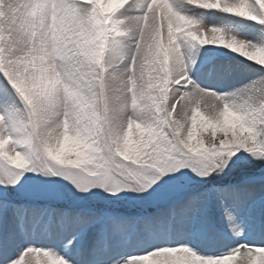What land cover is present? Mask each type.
Returning a JSON list of instances; mask_svg holds the SVG:
<instances>
[{
	"label": "snow or ice",
	"instance_id": "obj_1",
	"mask_svg": "<svg viewBox=\"0 0 264 264\" xmlns=\"http://www.w3.org/2000/svg\"><path fill=\"white\" fill-rule=\"evenodd\" d=\"M0 264H264V0H0Z\"/></svg>",
	"mask_w": 264,
	"mask_h": 264
}]
</instances>
